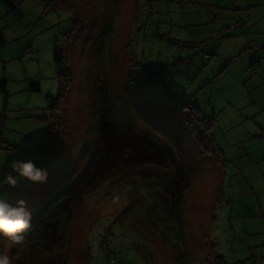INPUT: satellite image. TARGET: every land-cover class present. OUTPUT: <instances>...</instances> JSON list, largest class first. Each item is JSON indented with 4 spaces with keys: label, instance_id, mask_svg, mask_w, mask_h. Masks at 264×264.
<instances>
[{
    "label": "rangeland",
    "instance_id": "rangeland-1",
    "mask_svg": "<svg viewBox=\"0 0 264 264\" xmlns=\"http://www.w3.org/2000/svg\"><path fill=\"white\" fill-rule=\"evenodd\" d=\"M53 1L58 6L0 0V180L51 125L65 168L35 186L26 202L31 213L56 181L74 176V163L99 133L113 146L134 131L146 156L159 157L114 168L76 202L65 264H210L212 254L229 264H255L254 254L263 262L255 246L264 226L229 216L226 202L234 174L225 166V140L246 124V101L236 100L247 92H235L244 82L240 57L224 59L235 48L224 29L240 22L228 0ZM26 49L31 59L20 58ZM54 49L64 59L61 78ZM60 80L67 82L61 108L51 109ZM121 151L132 153L130 146ZM7 186L0 184L6 200ZM10 246L0 239V251Z\"/></svg>",
    "mask_w": 264,
    "mask_h": 264
},
{
    "label": "trees",
    "instance_id": "trees-1",
    "mask_svg": "<svg viewBox=\"0 0 264 264\" xmlns=\"http://www.w3.org/2000/svg\"><path fill=\"white\" fill-rule=\"evenodd\" d=\"M44 1L51 7L53 6L51 4L55 2L53 0ZM57 4L55 6H58ZM53 55L54 64L61 78L64 60L62 51L54 49ZM66 86L67 82L60 80L57 96L48 97L49 108H61V98ZM164 100L163 98L159 101L166 102ZM101 122L104 120L101 119ZM140 139V134L125 131L124 143L110 146L107 135L99 133L97 140L86 147L83 153H80L79 160L74 163L76 171L74 176L70 180L56 181V188L46 197L43 196L38 202L39 207L37 204L35 211L32 212L31 226L23 234L22 241L19 244L11 243L9 255L12 257L13 264H65L66 230L76 202L105 180L111 179L114 168L124 164L140 163L143 159L159 158L154 151L146 156L149 149L142 145ZM60 144V135L57 133L56 126L51 125L34 145L22 148L16 159L33 161L37 167L47 171L48 179L45 182L54 181L60 171L65 168V163L59 154ZM124 146L131 147L130 155L121 154V148ZM112 150L116 151L115 157L108 156V152ZM44 183H32L17 177V184L14 188L7 186V202L11 204H15L18 200L27 202L35 186L38 184L42 187ZM208 261L210 264H229L219 254H212Z\"/></svg>",
    "mask_w": 264,
    "mask_h": 264
},
{
    "label": "crops",
    "instance_id": "crops-1",
    "mask_svg": "<svg viewBox=\"0 0 264 264\" xmlns=\"http://www.w3.org/2000/svg\"><path fill=\"white\" fill-rule=\"evenodd\" d=\"M238 1H241L242 5H236ZM225 7L234 10L232 15L238 17L239 20L236 21L240 22L232 23L231 29H224V35L235 40V48L224 50V59L240 57V66L237 67L238 82L240 78H243L244 82L243 86L241 83L239 88L236 87L235 92L239 93L243 87L247 90L242 98L236 100L246 101V124H243L240 130L232 129V138L225 140V166H228L229 176L234 174L229 181L231 196L226 202H230L229 216H236L244 223L246 221L264 226V53L262 55L260 51L264 49V0H228ZM252 41L260 47L252 48L249 44ZM206 54L205 57L209 59L213 56L209 54L208 57ZM228 69L224 65V73H228ZM214 141L217 146L215 138ZM221 153L223 154L222 151ZM244 194L248 197L241 199ZM262 241L255 247L257 254L264 259V240ZM254 255L253 263L264 264V261L260 263V260H256Z\"/></svg>",
    "mask_w": 264,
    "mask_h": 264
},
{
    "label": "clouds",
    "instance_id": "clouds-1",
    "mask_svg": "<svg viewBox=\"0 0 264 264\" xmlns=\"http://www.w3.org/2000/svg\"><path fill=\"white\" fill-rule=\"evenodd\" d=\"M10 172L3 176L0 184H7L15 187L17 177L23 178L32 183H44L48 179L45 169L37 167L31 160L13 159L8 162ZM3 164H0V171ZM32 213L28 210L26 202L16 201L15 204L0 198V238L12 244H19L23 239V234L30 228ZM0 264H13L12 258L7 251H0Z\"/></svg>",
    "mask_w": 264,
    "mask_h": 264
},
{
    "label": "built area",
    "instance_id": "built-area-1",
    "mask_svg": "<svg viewBox=\"0 0 264 264\" xmlns=\"http://www.w3.org/2000/svg\"><path fill=\"white\" fill-rule=\"evenodd\" d=\"M254 46H256L254 44ZM206 54V53H205ZM206 56H210L209 54H206ZM22 59H31L32 58V53L29 51V50H25L21 53V56H20Z\"/></svg>",
    "mask_w": 264,
    "mask_h": 264
}]
</instances>
